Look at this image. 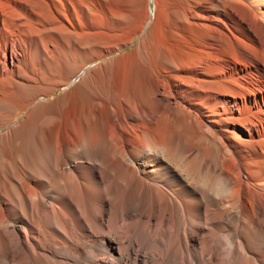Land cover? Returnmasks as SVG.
<instances>
[{
	"label": "bare ground",
	"instance_id": "bare-ground-1",
	"mask_svg": "<svg viewBox=\"0 0 264 264\" xmlns=\"http://www.w3.org/2000/svg\"><path fill=\"white\" fill-rule=\"evenodd\" d=\"M142 2L0 0V264H264V0Z\"/></svg>",
	"mask_w": 264,
	"mask_h": 264
},
{
	"label": "rangeland",
	"instance_id": "rangeland-1",
	"mask_svg": "<svg viewBox=\"0 0 264 264\" xmlns=\"http://www.w3.org/2000/svg\"><path fill=\"white\" fill-rule=\"evenodd\" d=\"M145 7H146V0H143V2H142V4H141V7H140V10H141V11H144V10H145ZM145 33H146V31H144V33H142V34L139 36V38L137 39V41H135V43H134L133 45L127 47V48H126L121 54L130 53V52H132L134 49H136V43H137L139 40H142V39L144 38ZM142 35H143V36H142ZM141 36H142V37H141ZM71 72H73V69H70L68 72H64V73H62V75H63L62 77H65V76L68 77L69 73H71ZM77 85H78V81L75 80V81L72 82V85H71L70 88L75 87V86H77ZM67 89H68V87H64V88H62L61 90H56L55 93H54V95H53L52 97L48 98V102H52V101H54L55 99H57L58 97H61V96L65 95ZM22 118H23L22 115H18V117H17V119H16L17 122H18V121H21ZM3 131H4V129L2 130V132H3Z\"/></svg>",
	"mask_w": 264,
	"mask_h": 264
}]
</instances>
